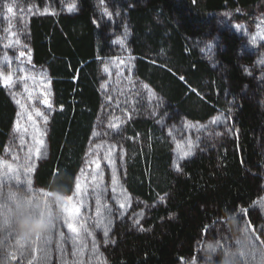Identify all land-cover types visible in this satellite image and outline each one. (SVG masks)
I'll list each match as a JSON object with an SVG mask.
<instances>
[{
	"label": "trees",
	"instance_id": "1",
	"mask_svg": "<svg viewBox=\"0 0 264 264\" xmlns=\"http://www.w3.org/2000/svg\"><path fill=\"white\" fill-rule=\"evenodd\" d=\"M21 2L46 12L26 42L52 112L25 159L20 99L0 77V188L43 190L63 172L81 213L30 251L11 249L12 264H188L224 205L264 231V39L253 23L264 0ZM123 42L153 96L118 122L107 97ZM7 54L0 38V71ZM96 144L102 161L82 186Z\"/></svg>",
	"mask_w": 264,
	"mask_h": 264
},
{
	"label": "rangeland",
	"instance_id": "2",
	"mask_svg": "<svg viewBox=\"0 0 264 264\" xmlns=\"http://www.w3.org/2000/svg\"><path fill=\"white\" fill-rule=\"evenodd\" d=\"M11 8L12 11H8ZM52 12V10H49ZM35 6L25 5L21 0H0V38L3 40L6 50L14 52L15 56L6 55L0 77L3 86L7 87L11 94L20 99L21 111L15 128V135L20 146L21 156L26 153L35 143H42L43 127L47 124L52 112V93L49 90L48 79L45 78L44 70L34 66L32 50L26 42L30 19L34 15H42ZM53 13V12H52ZM240 10H231L233 18L242 15ZM257 17H256V16ZM251 18L256 31L264 39V8L255 12ZM122 50L113 57L110 73L108 107L114 110L112 118L117 121H127L131 116L128 112L138 108L141 101L151 100L152 93L148 85L141 83L135 76L133 66L134 59L130 48L123 42ZM165 58H163L164 60ZM154 62L159 63L157 59ZM113 72V73H112ZM139 102V103H138ZM115 116V117H114ZM91 159L86 162V171L82 176V186L89 184L92 168H96L102 161L100 146L96 144L91 149ZM71 202H67L68 214L78 216L81 213V204L75 194Z\"/></svg>",
	"mask_w": 264,
	"mask_h": 264
},
{
	"label": "clouds",
	"instance_id": "3",
	"mask_svg": "<svg viewBox=\"0 0 264 264\" xmlns=\"http://www.w3.org/2000/svg\"><path fill=\"white\" fill-rule=\"evenodd\" d=\"M72 178L60 172L43 190L27 183L0 188V264H12L10 251L20 244L46 241L65 215ZM218 226L204 237L188 264H264V231L254 230L239 208L224 205Z\"/></svg>",
	"mask_w": 264,
	"mask_h": 264
},
{
	"label": "snow or ice",
	"instance_id": "4",
	"mask_svg": "<svg viewBox=\"0 0 264 264\" xmlns=\"http://www.w3.org/2000/svg\"><path fill=\"white\" fill-rule=\"evenodd\" d=\"M8 11H12V9L9 8ZM29 183H30V182H29ZM76 188H77V190H79V188H80V181H79V178L77 179V182H76ZM71 200H72V197H69V198H68V201L71 202ZM68 212H69V210H68V208L66 207V208H65V213H68ZM69 226H70V225H69ZM105 235H107V232H105Z\"/></svg>",
	"mask_w": 264,
	"mask_h": 264
}]
</instances>
